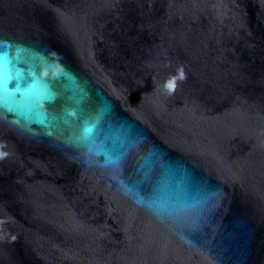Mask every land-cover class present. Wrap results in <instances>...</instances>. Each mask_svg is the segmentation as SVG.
<instances>
[{"label": "water", "instance_id": "water-1", "mask_svg": "<svg viewBox=\"0 0 264 264\" xmlns=\"http://www.w3.org/2000/svg\"><path fill=\"white\" fill-rule=\"evenodd\" d=\"M0 264H264V0H0Z\"/></svg>", "mask_w": 264, "mask_h": 264}, {"label": "snow or ice", "instance_id": "snow-or-ice-1", "mask_svg": "<svg viewBox=\"0 0 264 264\" xmlns=\"http://www.w3.org/2000/svg\"><path fill=\"white\" fill-rule=\"evenodd\" d=\"M0 55H2V53H0Z\"/></svg>", "mask_w": 264, "mask_h": 264}]
</instances>
